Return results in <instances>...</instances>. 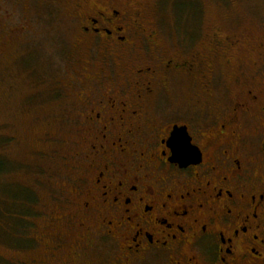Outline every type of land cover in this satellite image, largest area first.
<instances>
[{
    "label": "flooded vegetation",
    "instance_id": "af4514ba",
    "mask_svg": "<svg viewBox=\"0 0 264 264\" xmlns=\"http://www.w3.org/2000/svg\"><path fill=\"white\" fill-rule=\"evenodd\" d=\"M137 1L0 0V40L21 43L40 41L41 7L65 3L74 66L47 83L65 100L50 120L70 117L79 133L52 199L72 212L37 213L33 199L42 249L6 264H264V33L217 30L208 53L185 54L164 47ZM175 144L195 151L176 159Z\"/></svg>",
    "mask_w": 264,
    "mask_h": 264
},
{
    "label": "rangeland",
    "instance_id": "374dc122",
    "mask_svg": "<svg viewBox=\"0 0 264 264\" xmlns=\"http://www.w3.org/2000/svg\"><path fill=\"white\" fill-rule=\"evenodd\" d=\"M137 3L130 5L166 40L164 47L180 44L185 54L193 50L208 53L209 37L217 30L229 34L248 28L254 36L264 33V0H139ZM64 6L62 2L50 15L41 7L40 16L36 14L32 34L40 35L39 42L21 43L16 36L0 40V264L25 259L23 250L31 258L39 256L31 254L34 247L42 249L33 240L37 234L32 232L29 222L23 223L20 218L26 216L36 221L32 218L33 199L37 213L42 209L62 215L71 210L68 206L64 211L52 199L62 192L70 175L72 156L78 146V125L70 117L64 121L50 120L62 115L64 106L56 105L65 100L55 99L58 97L55 93L64 90L54 92L53 85L50 88L47 85L66 81L65 70L70 73L74 66L69 61L73 55L70 48L73 36L63 26L68 23L62 12ZM53 35L51 42L49 36ZM59 36L69 38L66 47L60 44ZM224 63L225 56L221 60ZM42 81L46 83L40 86ZM190 83V79L177 82L187 99L191 98ZM37 221L40 229L46 226L42 218ZM41 231L48 232V228Z\"/></svg>",
    "mask_w": 264,
    "mask_h": 264
},
{
    "label": "water",
    "instance_id": "95a60500",
    "mask_svg": "<svg viewBox=\"0 0 264 264\" xmlns=\"http://www.w3.org/2000/svg\"><path fill=\"white\" fill-rule=\"evenodd\" d=\"M180 129L176 128L175 131L173 132V135H172V138H171V141L176 143L175 141H177L178 139V136L180 135ZM184 149V148H183ZM193 151H195V149L191 146H188L186 144V148L184 151H179L178 150V145L175 144V147H174V158L176 159H180L182 158V160H185L187 159L188 157H191L192 154H193ZM183 156V157H182Z\"/></svg>",
    "mask_w": 264,
    "mask_h": 264
},
{
    "label": "trees",
    "instance_id": "16d2710c",
    "mask_svg": "<svg viewBox=\"0 0 264 264\" xmlns=\"http://www.w3.org/2000/svg\"><path fill=\"white\" fill-rule=\"evenodd\" d=\"M33 212H34V210L32 211V213H33ZM20 218L22 219L21 221L24 220L23 223L26 222V221L28 220L26 216H25V218H22V217H20ZM27 222H28V221H27ZM23 239H25V238L23 237Z\"/></svg>",
    "mask_w": 264,
    "mask_h": 264
}]
</instances>
